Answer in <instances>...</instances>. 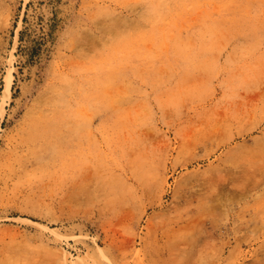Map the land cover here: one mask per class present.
<instances>
[{"label": "rangeland", "instance_id": "374dc122", "mask_svg": "<svg viewBox=\"0 0 264 264\" xmlns=\"http://www.w3.org/2000/svg\"><path fill=\"white\" fill-rule=\"evenodd\" d=\"M0 264H264V0H0Z\"/></svg>", "mask_w": 264, "mask_h": 264}, {"label": "trees", "instance_id": "16d2710c", "mask_svg": "<svg viewBox=\"0 0 264 264\" xmlns=\"http://www.w3.org/2000/svg\"><path fill=\"white\" fill-rule=\"evenodd\" d=\"M24 34H25V30L21 31V35H20V41L24 40ZM44 41H37V45H33L29 48V54H30V58L33 59L35 57V55L40 51V49L42 48ZM22 47L20 46V49Z\"/></svg>", "mask_w": 264, "mask_h": 264}]
</instances>
